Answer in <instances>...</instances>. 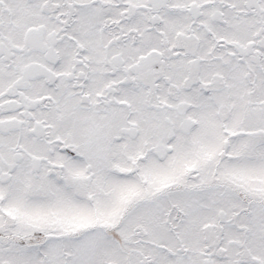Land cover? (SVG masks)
I'll list each match as a JSON object with an SVG mask.
<instances>
[{"label": "snow or ice", "instance_id": "6c2138e0", "mask_svg": "<svg viewBox=\"0 0 264 264\" xmlns=\"http://www.w3.org/2000/svg\"><path fill=\"white\" fill-rule=\"evenodd\" d=\"M0 264H264V0H0Z\"/></svg>", "mask_w": 264, "mask_h": 264}]
</instances>
